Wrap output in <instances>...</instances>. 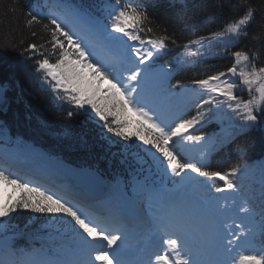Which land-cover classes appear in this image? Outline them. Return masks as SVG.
Returning <instances> with one entry per match:
<instances>
[{
	"label": "snow or ice",
	"instance_id": "obj_1",
	"mask_svg": "<svg viewBox=\"0 0 264 264\" xmlns=\"http://www.w3.org/2000/svg\"><path fill=\"white\" fill-rule=\"evenodd\" d=\"M171 6L194 33L187 42H181L175 31L170 34L163 23L153 27L149 9L156 5L143 0H114L106 6L103 19L92 16L87 6L75 0H48L46 13L38 11V5L23 8L20 0L5 6V17L22 20L33 40L13 39L0 48L22 49L20 55L33 62L41 90L70 106L69 119L83 115L86 121L102 122L110 144L116 143L111 137L126 148L138 142L137 163L149 173L154 169L161 186L155 180L152 186L138 182L147 203L142 222L151 244L143 249L146 259L133 260L122 212L101 210L86 198L0 167V264H264V249L255 248L256 227L245 223L253 219V207L242 205L239 211L244 215L239 222L232 219L229 223L221 219L226 204L209 201L205 205L163 187L170 180L185 188L201 185L211 191L214 187L217 193L241 190L234 178L244 175L245 169L236 166L221 173L202 168L185 158L184 145L206 141L204 135L189 129L211 119L214 110L222 111L223 106L238 122L229 138L237 131L264 128V0L259 4L223 0L216 5L219 11L227 8L239 15L219 30L199 35L195 34L199 25L213 16L190 14L189 0H171ZM191 7L199 5L192 0ZM244 42H251V47L239 48ZM214 48L217 56L231 57V66L193 79L191 89L177 81L172 87L184 89L202 103L197 102L198 111L191 118L169 121L164 109L179 93L164 87L176 68L158 65L161 54L177 50V65L199 64ZM241 87L247 99L237 95ZM260 176L259 235L264 243V164ZM216 179L224 186L203 184ZM21 211L46 218L43 226L49 231L39 237L40 247H18L14 237L7 236L13 214Z\"/></svg>",
	"mask_w": 264,
	"mask_h": 264
},
{
	"label": "trees",
	"instance_id": "obj_2",
	"mask_svg": "<svg viewBox=\"0 0 264 264\" xmlns=\"http://www.w3.org/2000/svg\"><path fill=\"white\" fill-rule=\"evenodd\" d=\"M156 6L158 2L160 6L155 9H149L150 13L154 16L153 27H157L158 24L163 23L168 27V31L171 34L173 31L180 37L181 42H187V39L194 35L189 32L183 23L177 16V8L171 6V0H152ZM190 2V14L192 12L197 15L213 16L210 22H204L197 28L195 34H207L211 31H216L222 28L223 18H226L227 13L219 11L216 5L223 2V0H194L195 4L199 5L197 8L191 7L192 0ZM254 3L259 4L261 0H253ZM13 3V0H0V44L5 42L23 39L25 43L32 42L33 38L29 35L27 29L23 26V21L20 19H14L12 17H5L4 10L6 5ZM23 8L26 5L20 1ZM153 4V3H152ZM234 12L229 9V13ZM11 21V22H10ZM255 28V27H254ZM251 47V45H249ZM19 51L3 50L0 48V80L2 82H8L10 91L8 92L7 102L9 104L8 116L10 119L11 126L14 128L17 126L18 132L22 133L35 143L40 145L51 146L60 148L63 150L67 148L66 154L71 156L74 161L87 160L95 161L101 159L100 156L109 157L110 152L107 149L105 153V147L103 142H96L99 139L97 133H101L100 130L95 131L93 127H84L78 121L68 119L67 115L61 112L60 108L52 105L46 98L41 97L37 91L36 86L29 70L31 68L32 61L26 60L25 57L20 55ZM217 51L216 48L212 52L206 55L205 62L199 64H190L194 66L193 71L190 72L191 79H196V76L203 78L212 72L219 70L220 63L211 64L213 52ZM229 61H224L227 65ZM225 67V66H224ZM204 68H209V72H204ZM222 68V67H221ZM206 98V97H205ZM217 112V111H215ZM216 113H214L215 115ZM15 117L17 119H15ZM212 126V120L206 125L205 131H208ZM219 128V126H218ZM214 130V125L211 128ZM210 131V130H209ZM229 134L220 135V139L224 141L223 146L220 149L219 154L223 156L219 157L216 166L222 167L228 164L225 158L223 150L230 148L233 141L236 139L234 136ZM85 134V136H82ZM220 131L218 130L216 135L218 136ZM247 137L244 139H238L241 142V148L246 154V160H241L238 164L242 169H245V173L250 175V180L255 179L256 183L261 182L260 172L257 170L258 156L264 150V137L263 135L257 134L256 132L249 131ZM91 138L96 144H90V148L94 146L95 150L88 149L85 147L82 149L80 146L75 145L80 143L79 137ZM73 139V140H71ZM90 139V141H91ZM71 140V141H70ZM71 144V145H67ZM67 145V146H66ZM92 151V152H91ZM91 152V153H90ZM80 164H84L81 162ZM234 167L238 165H233ZM233 168V167H232ZM98 170V169H96ZM246 175V174H245ZM45 217H38L36 214L30 212H17L13 214L11 221L12 229L18 231L23 236H28L36 232L37 226L45 222ZM18 247H29L26 239H21L16 244Z\"/></svg>",
	"mask_w": 264,
	"mask_h": 264
},
{
	"label": "rangeland",
	"instance_id": "obj_3",
	"mask_svg": "<svg viewBox=\"0 0 264 264\" xmlns=\"http://www.w3.org/2000/svg\"><path fill=\"white\" fill-rule=\"evenodd\" d=\"M192 97H195V96H192ZM210 120H215V118L213 116H211V119H206L200 125H197L195 128H193L192 131H198L201 127L204 126V124L209 123ZM219 122L222 126V129L233 128V125L235 123H238L237 121H235V118L226 119L225 117L219 118ZM1 130L2 131L5 130V133L7 134L6 140L8 142H12L22 153L30 154L29 152L30 151L32 152V149L28 145H26V143L23 140H21L20 138H16V136H14V135L9 136L6 128H2ZM216 133H217V131H213V132H210L208 135H204V136L206 138L208 136L209 139L212 140L214 137L217 136ZM236 133H238V131ZM198 135H203V134H198ZM216 141L218 143H221L220 137H217ZM186 144H188V146H190L192 156L195 157L196 159H198L202 164H207L212 157V152L215 151L214 146H212L211 142L208 139H206V141H203L199 144H196L194 142H187ZM16 147H14V149H16ZM202 156H203V159H201ZM230 202L238 205V210H236L234 212V214H232L226 218V220H228L229 223H231L232 219L237 220L241 216H243L242 213L239 211V209L242 205L248 206V200L242 199L241 197H237L235 199H232V200H230ZM245 223H251V221H245Z\"/></svg>",
	"mask_w": 264,
	"mask_h": 264
},
{
	"label": "water",
	"instance_id": "obj_4",
	"mask_svg": "<svg viewBox=\"0 0 264 264\" xmlns=\"http://www.w3.org/2000/svg\"><path fill=\"white\" fill-rule=\"evenodd\" d=\"M0 105H1V103H0Z\"/></svg>",
	"mask_w": 264,
	"mask_h": 264
}]
</instances>
